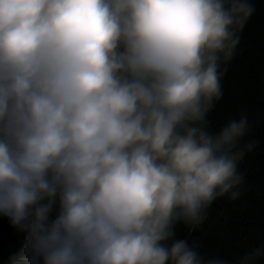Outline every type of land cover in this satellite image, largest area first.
<instances>
[{"label": "clouds", "instance_id": "9594fccd", "mask_svg": "<svg viewBox=\"0 0 264 264\" xmlns=\"http://www.w3.org/2000/svg\"><path fill=\"white\" fill-rule=\"evenodd\" d=\"M251 0H0V218L9 264H264L175 226L241 195L246 116L218 132Z\"/></svg>", "mask_w": 264, "mask_h": 264}, {"label": "trees", "instance_id": "16d2710c", "mask_svg": "<svg viewBox=\"0 0 264 264\" xmlns=\"http://www.w3.org/2000/svg\"><path fill=\"white\" fill-rule=\"evenodd\" d=\"M255 12L239 33L234 56L222 65V97L208 114V130L219 131L232 119L246 116L250 129L238 141L243 182L236 200L217 198L195 226L177 223V238L185 239L200 254L234 260L248 249L264 244V146L245 156L264 141V0H251ZM23 236L0 218V264L21 247Z\"/></svg>", "mask_w": 264, "mask_h": 264}, {"label": "water", "instance_id": "95a60500", "mask_svg": "<svg viewBox=\"0 0 264 264\" xmlns=\"http://www.w3.org/2000/svg\"><path fill=\"white\" fill-rule=\"evenodd\" d=\"M264 146V141L257 146L256 148H254L252 151H250L244 158L243 161H245L252 153H254L255 151L259 150L260 148H262ZM239 172L242 174V165L239 166Z\"/></svg>", "mask_w": 264, "mask_h": 264}, {"label": "rangeland", "instance_id": "374dc122", "mask_svg": "<svg viewBox=\"0 0 264 264\" xmlns=\"http://www.w3.org/2000/svg\"><path fill=\"white\" fill-rule=\"evenodd\" d=\"M244 246L246 247V249L248 250V241L244 242Z\"/></svg>", "mask_w": 264, "mask_h": 264}]
</instances>
